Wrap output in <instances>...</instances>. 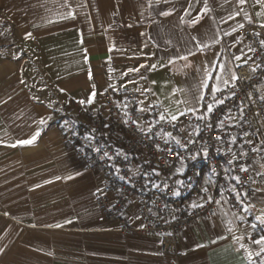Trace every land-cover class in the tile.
<instances>
[{"label":"crops","instance_id":"0c3cea01","mask_svg":"<svg viewBox=\"0 0 264 264\" xmlns=\"http://www.w3.org/2000/svg\"><path fill=\"white\" fill-rule=\"evenodd\" d=\"M244 25L261 28L264 45V0H0V264L264 261L253 243L264 236V184L248 220L218 201L217 215L183 230L177 255L165 256L156 238L121 235L96 211L97 176L60 131L76 129L80 101L106 88L136 92L126 85L140 76L171 79L183 114H202L201 100L250 62L237 35ZM260 92L264 99V84ZM140 97L141 106L167 109ZM59 116L67 121L56 125ZM253 171L264 176V164ZM200 204L194 198L189 207Z\"/></svg>","mask_w":264,"mask_h":264},{"label":"built area","instance_id":"2783aa9c","mask_svg":"<svg viewBox=\"0 0 264 264\" xmlns=\"http://www.w3.org/2000/svg\"><path fill=\"white\" fill-rule=\"evenodd\" d=\"M260 32L251 25L237 31L250 62L236 68L238 79L228 87L201 100L202 114L163 120L153 104L140 105L138 93L106 88L80 105L76 129L60 126L63 145L97 176L96 211L118 233L154 237L160 254L175 257L181 232L214 218L218 201L235 219L248 220L256 187L264 184L253 171L264 164ZM194 198L202 204L189 207Z\"/></svg>","mask_w":264,"mask_h":264},{"label":"rangeland","instance_id":"374dc122","mask_svg":"<svg viewBox=\"0 0 264 264\" xmlns=\"http://www.w3.org/2000/svg\"><path fill=\"white\" fill-rule=\"evenodd\" d=\"M157 78L158 81H155L154 83L151 82L147 76H140L136 82H133V84L126 85V88L133 89L137 93H140L144 102H152L156 97L161 99L167 108L158 112L160 118L161 116L164 117L163 120H170L174 116L177 117L183 114L185 110H183L181 106V97L172 92L173 90L170 85L171 79L168 78L167 81L162 79V81H160V78ZM145 93H148V96H144Z\"/></svg>","mask_w":264,"mask_h":264},{"label":"snow or ice","instance_id":"6c2138e0","mask_svg":"<svg viewBox=\"0 0 264 264\" xmlns=\"http://www.w3.org/2000/svg\"><path fill=\"white\" fill-rule=\"evenodd\" d=\"M244 2H245V0H240V3H244ZM163 14H164V15H168L169 13L165 12V13H163ZM262 27H264V25H262ZM28 35L30 36L31 34L29 33ZM153 67H155V66H153ZM137 70H138V69H137ZM232 79H238V77H236L235 75H233ZM225 83H227V81H225ZM62 91H63V90H62ZM93 95H94V93H93ZM88 102L91 103V100H89ZM80 103L83 104L84 101H80ZM211 110H212V105H209V106H208V111H211ZM163 118H164V117L161 116V119H163ZM172 119L175 120L176 117L174 116V117H172ZM37 135H39V133H37ZM33 140H35V136L32 138V140H24V141H20L19 143H20L21 145H30V144L33 142ZM177 143H179V141H177ZM13 146H15V145H13ZM193 158H195V157H193ZM241 170H242V171H247L246 168H241ZM245 211H247V209H245ZM258 219H260V222H261L262 224H264V219H261V218H258ZM255 227H256V225H253V228H255ZM220 239H226V238L223 237V236H221ZM214 242H215V241H214ZM253 243H255L256 245H259V246H260V251L257 252V255H260L262 252H264V236H261L259 239L254 240Z\"/></svg>","mask_w":264,"mask_h":264},{"label":"trees","instance_id":"16d2710c","mask_svg":"<svg viewBox=\"0 0 264 264\" xmlns=\"http://www.w3.org/2000/svg\"><path fill=\"white\" fill-rule=\"evenodd\" d=\"M69 118V117H68ZM57 120H58V123H56V125H59L61 122H63V121H67V118L66 117H61V116H59V117H57ZM257 231V230H256Z\"/></svg>","mask_w":264,"mask_h":264}]
</instances>
